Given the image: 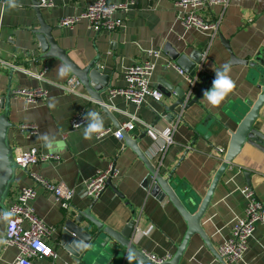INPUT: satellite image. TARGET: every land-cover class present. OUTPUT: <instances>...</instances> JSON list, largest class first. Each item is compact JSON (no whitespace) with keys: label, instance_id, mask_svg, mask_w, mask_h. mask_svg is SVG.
Instances as JSON below:
<instances>
[{"label":"crops","instance_id":"obj_1","mask_svg":"<svg viewBox=\"0 0 264 264\" xmlns=\"http://www.w3.org/2000/svg\"><path fill=\"white\" fill-rule=\"evenodd\" d=\"M95 1L54 0V7L44 9L43 15L47 24L56 27L54 37L69 58L82 68L94 59L98 60L102 72L111 76L112 88L125 87V69L145 61L147 51L155 49L163 51V59L154 74L155 84L162 92L169 91L161 82L187 89L184 77L165 65L167 60L175 62L165 50L168 44L181 54L194 51L202 53L203 75H212L213 67L219 68L230 61V53L219 38V33L229 42L235 56L241 59L252 61L260 51L264 52V0H229L227 7L218 5L211 7L209 11L201 10L200 13L208 20H221L217 37L212 42L209 39L210 32L186 30L177 21V0H137V5L128 14L117 15L123 18L126 26L114 32L95 33L89 29L86 21L77 23L72 29L60 27L58 22L61 18L80 14ZM125 1L110 0L116 4ZM19 3L22 7L14 9L8 2H0V57L33 74L47 68V80L54 83L67 82L74 75L71 72L63 78L58 75L57 68L63 61L58 58L37 60L41 52L35 34L40 27L36 11L32 0H19ZM262 56L264 58V54ZM12 71L0 63V96L10 86ZM230 76L235 82V88L220 105L211 106L202 97L200 104L184 110L182 121H175L173 124H177L173 134L174 143L163 156L162 168L165 176L175 171L173 180L185 191V195L195 194L199 199L204 198L225 157L224 152L228 150L232 134L237 131L238 114L233 110L249 102L254 103L261 93L248 67H232ZM12 80V92L19 88L33 89L37 86H43L50 92L48 100L40 101L36 105L12 97L9 117L15 127L10 129L8 135L14 156L17 150L28 151L36 147L43 153L58 156L59 160L29 166L27 172L18 169L11 195L5 203L7 209L14 203L22 187L35 186L32 174L52 183L63 182L70 187H76L113 163L120 175L113 179L112 186L106 187L97 200L94 214L106 225L116 229L124 228L134 217L139 220L142 230H148L154 225L155 228L149 236L139 237L138 247L157 258L173 256L183 242L188 223L169 198L160 201L145 187L144 183L150 171L138 154L125 147L124 141L118 140L113 134L103 139L95 136L85 139L83 127L74 130L71 127L74 114L82 110L98 112L103 117L104 129L113 131L119 125L129 122L130 114L146 123L154 124L157 115L153 108L157 109L158 104L149 99L145 106L139 108L122 96H110L109 92L104 95L103 104L91 98L85 88L84 94L91 100L65 94L58 87L39 81L19 69L14 71ZM172 95V98L165 97L163 101L168 104L176 102L177 96L174 93ZM50 103H55V107L50 108ZM20 124L36 125L38 136L28 139L18 130ZM157 127L166 132L171 125L167 121H161ZM255 129L264 133V107ZM145 131V128L137 125L129 133L139 137ZM46 132L53 135L63 147L57 148L54 144L52 149L46 148L40 139ZM160 145L161 141L151 133L139 142L140 149L157 165ZM246 171L251 172V185L246 182ZM245 186H251L257 199L264 203V152L250 144L243 146L242 152L223 176L215 191L212 205L202 220L203 228L218 253L220 246L231 236L236 220L244 216L247 203L239 189ZM37 190L38 196L31 203L37 217L57 229L50 242L58 254L55 263L72 264L58 244L59 230L71 209L61 207L45 190ZM93 201L76 197L72 205L87 209ZM5 214L0 206V264H13L18 255L17 248L2 249L7 230ZM190 241L181 264H225L214 255L199 235H194ZM36 263L52 264L49 259ZM243 264H264V224L257 227L249 241Z\"/></svg>","mask_w":264,"mask_h":264},{"label":"water","instance_id":"obj_2","mask_svg":"<svg viewBox=\"0 0 264 264\" xmlns=\"http://www.w3.org/2000/svg\"><path fill=\"white\" fill-rule=\"evenodd\" d=\"M32 6L34 7V11H36L40 25L35 33L38 48L41 52L37 60L46 61L58 58L63 62L67 61L72 68L71 74L81 80L88 95L97 102L104 104V95L112 88L110 83L111 76L102 72L100 62L96 59L84 68L80 67L75 61H72L54 37L56 27L47 24L45 21L43 15L44 8L40 6V1L32 0ZM219 38L222 39L224 46L230 53L231 58L228 62L230 63V67L238 65L248 67L261 93L254 103L249 102L233 110L235 114H238L237 131L232 134L225 157L203 199H199L195 194L185 195V191L177 186V182L173 180L175 171L165 176L163 172L164 168H162L163 160L161 165H157V163L151 162L145 152L140 149L139 142L150 132L145 131L139 137L122 132L125 147H129L135 151L150 171L144 183L145 187L160 201L169 198L172 204L179 210L185 222L188 223V230L182 240L183 242L178 246L176 253L166 264H181L182 258L190 245V240L196 234L200 236L217 258L223 263L225 262V259L221 258L218 251L214 249L209 236L203 228L202 220L212 205L211 202L219 183L230 169V165L242 152L243 146L250 144L264 152V133L259 129H255L261 109L264 107V58L262 56L264 52L263 50L260 51L252 61L244 60L235 56L229 42L220 33ZM165 50L168 51L170 58L190 76L195 75L196 68L204 59L202 53L197 51L190 54H181L170 44L167 45ZM13 75L14 71L10 73L11 83L13 82ZM214 79V72L212 75H203L201 81L196 86V91L191 93L189 97L186 94L188 87L187 89L182 86L176 88L173 85L161 82V85L166 86L169 91L163 92L165 97L172 98V93H174L178 99L172 104H168L165 101L157 103L158 108H153L154 113L157 115V120L152 126H157L161 121H167L171 124L177 121L181 110L184 111L194 104H200L204 91L212 87ZM11 83L7 92L0 96V206L5 212L8 211L5 203L11 195V187L17 176L16 171L18 169H22L25 172L28 171L27 167L19 166L16 163L13 148L9 141L8 133L11 128L15 127L9 117L13 100ZM103 109L107 111L105 106H103ZM207 124L208 121H206ZM120 127L119 125L118 129ZM244 174L247 184L251 185V172L246 171ZM112 181L113 179H110L107 182V187L112 186ZM183 193L184 196L182 195ZM98 199H94L93 204L88 206L89 208L87 209L73 207L59 230L58 244L69 257L72 264H156L153 260L149 259L148 254L142 251L138 247V242L134 240L136 227L139 225L137 224V218H131L122 229L112 228L102 222L93 212L94 205Z\"/></svg>","mask_w":264,"mask_h":264},{"label":"built area","instance_id":"obj_3","mask_svg":"<svg viewBox=\"0 0 264 264\" xmlns=\"http://www.w3.org/2000/svg\"><path fill=\"white\" fill-rule=\"evenodd\" d=\"M39 1L40 6L44 9H52L54 7V0ZM136 1L126 0L123 3L116 4L111 3L110 0H96L82 13L61 18L58 24L61 28L72 29L77 23L86 21L89 29L95 33L121 30L126 25L123 18L117 15L119 13L128 14L137 5ZM0 2L5 4L7 0H0ZM175 3L177 21L186 30L195 29L210 32L209 39L212 42L217 37L221 20H208L200 11H209L211 7L218 5L227 7L230 2L229 0H177ZM162 59V50L151 49L147 51L145 61L130 65L123 72L126 86L111 88L109 95L112 97L122 96L139 108L145 106L149 99L154 100L156 103L163 101L165 95L154 82V74ZM0 63L13 71L19 69L39 81L46 82L54 87L56 86L65 94H74L90 99L84 94V86L81 80L75 76L65 83H54L46 79L47 68L40 73L33 74L19 65L16 66L3 60L1 57ZM165 65L167 68L175 70L179 76L184 77L188 86L186 94L188 97L191 96V93L196 91V86L201 81L204 64L198 65L194 76H190L173 61L167 60ZM49 95L48 89L43 86H37V88L33 89L19 88L13 92L12 97L16 100L24 99L28 104L36 105L40 101L48 100ZM183 112V110L179 112L180 116L177 119V123L181 121ZM85 113V110H82L74 114L71 119L73 130L86 125V122L83 120ZM129 116L131 118L129 122L123 124L119 129L115 131L108 128L104 129L99 139L113 134L118 140L124 141L122 132L129 133L135 130L137 125H140L161 141V145L158 148L159 151L157 152L159 156L158 163L161 165L163 156L168 151L167 149L174 143L173 134L177 124L173 125L174 122L171 123L170 129L162 132L157 126H152V124L146 123L135 115L130 114ZM77 124L81 125V127H76L75 125ZM18 130L28 139L37 137L39 132L38 127L33 124H20ZM14 159L19 166L28 168L40 163L57 161L59 157L43 153L38 148L33 147L28 151L17 150ZM119 175V171L115 169L112 163L106 169L98 171L94 177L84 180L76 187H70L63 182L52 183L41 176L32 174L35 186L22 187L16 200L6 212L10 215L4 216L7 220V230L2 249L4 250L9 247L17 248L18 255L13 264H37L36 261H41L42 259H49L52 264H56L55 261L58 259V254L50 242L54 239L57 229L39 219L35 213V209L31 205L38 196L37 188L50 193L56 203H59L64 209L70 210L73 208L72 202L76 197L88 200L100 198L107 189V182L110 179L118 178ZM239 191L242 193L247 204L244 216L236 220L231 236L219 248V255L225 259L226 264L244 263V254L248 248L249 241L254 236L257 227L260 224H264V203L257 199L254 189L251 186H245L239 189ZM137 224H139V220ZM154 228L155 226L151 225L148 230H142V227L138 225L134 240L138 242L140 236H149ZM148 257L156 264H166L172 256L157 258L153 255H148Z\"/></svg>","mask_w":264,"mask_h":264},{"label":"clouds","instance_id":"obj_4","mask_svg":"<svg viewBox=\"0 0 264 264\" xmlns=\"http://www.w3.org/2000/svg\"><path fill=\"white\" fill-rule=\"evenodd\" d=\"M7 2L14 9L17 7H22V5L19 3V0H7ZM71 71V65L67 61L63 62L57 68L58 75L61 78L65 77ZM213 71L215 73V79L212 82V87L209 90L204 91L203 100H205L211 106H218L235 88V82L230 76V63L226 62L219 68L213 67ZM49 107H55V103H50ZM83 120L86 122V125L82 126L84 138L92 139L94 136L99 138L100 134L104 130L103 117L95 110H87L83 116ZM75 126L81 127L79 124ZM40 139L44 142V146L48 149H52L54 144L57 148L63 147L62 144L55 140L53 135H49L47 132L43 133L40 136ZM5 215L8 216L10 214L6 213Z\"/></svg>","mask_w":264,"mask_h":264}]
</instances>
